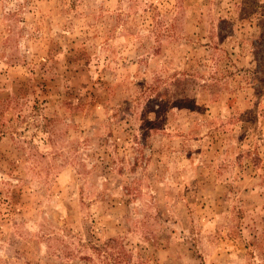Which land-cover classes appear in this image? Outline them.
Listing matches in <instances>:
<instances>
[{
    "label": "rangeland",
    "instance_id": "1",
    "mask_svg": "<svg viewBox=\"0 0 264 264\" xmlns=\"http://www.w3.org/2000/svg\"><path fill=\"white\" fill-rule=\"evenodd\" d=\"M0 264H264V0H0Z\"/></svg>",
    "mask_w": 264,
    "mask_h": 264
}]
</instances>
